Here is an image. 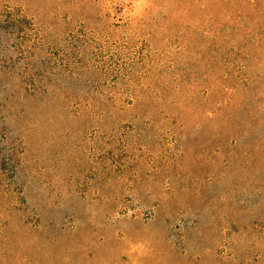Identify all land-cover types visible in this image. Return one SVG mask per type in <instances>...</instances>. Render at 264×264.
Returning <instances> with one entry per match:
<instances>
[{
	"label": "rangeland",
	"instance_id": "obj_1",
	"mask_svg": "<svg viewBox=\"0 0 264 264\" xmlns=\"http://www.w3.org/2000/svg\"><path fill=\"white\" fill-rule=\"evenodd\" d=\"M166 1L0 0V264H264V138L205 126Z\"/></svg>",
	"mask_w": 264,
	"mask_h": 264
},
{
	"label": "trees",
	"instance_id": "obj_2",
	"mask_svg": "<svg viewBox=\"0 0 264 264\" xmlns=\"http://www.w3.org/2000/svg\"><path fill=\"white\" fill-rule=\"evenodd\" d=\"M148 1L151 9L160 3ZM184 4L168 14L185 30L190 61L184 79L200 97L205 126L230 143L264 138V0Z\"/></svg>",
	"mask_w": 264,
	"mask_h": 264
}]
</instances>
